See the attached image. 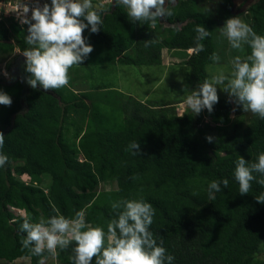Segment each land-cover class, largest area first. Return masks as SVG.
I'll return each instance as SVG.
<instances>
[{"label":"trees","instance_id":"trees-1","mask_svg":"<svg viewBox=\"0 0 264 264\" xmlns=\"http://www.w3.org/2000/svg\"><path fill=\"white\" fill-rule=\"evenodd\" d=\"M204 1L175 0L170 5L175 14L155 27L132 22L124 6L115 3L112 8L108 2L106 9H98L103 21L99 32H88L86 43L102 45L99 68L116 62L160 64L163 48H191L185 60L188 91L181 100L157 104L105 89L108 86L92 82L89 86L95 68L88 65L84 73L80 69L87 58L69 69L67 86L47 92L40 85L36 89L29 85L22 103L23 83L14 75L0 79V92L12 100L11 106L0 104V132L5 136L0 152L8 156L7 164L0 167V259L29 257V264H39L51 256L47 252L33 256L22 248L25 234L19 227L26 216L38 222L57 214L53 209L68 218L84 210L87 224L106 231L115 215L113 202L143 199L155 209L150 231L174 256L172 264H264V258L256 256L264 240V204L255 199L264 193V186L253 181L249 193L240 195L234 179L240 156L255 162L264 152V119L253 113L230 117L232 104L225 97L218 98L212 113L204 109L194 115L186 108L177 115L170 108L209 80L206 66L213 63V53L223 52L219 54V44H224L225 21L243 15L232 14V0H218L221 7L215 12L206 9ZM244 19L264 35V0H253ZM197 25L211 32L201 41L204 51L199 53L193 50ZM27 27L14 16L1 15L0 54L30 47ZM147 40L153 41L149 47ZM248 54L245 45L234 57L244 59ZM23 73L27 78L25 63ZM79 78L87 80L83 92L74 87ZM119 97L121 101L114 102ZM204 117L230 127L218 130L209 143ZM133 141L140 145L139 155L127 151ZM20 174L29 179L22 181ZM255 175L257 180L264 178ZM222 179H228V188L209 200L208 185ZM102 182H113L114 187L99 190ZM14 205L23 213L12 211ZM73 246L74 242L66 250L57 249L55 257L72 264Z\"/></svg>","mask_w":264,"mask_h":264},{"label":"clouds","instance_id":"clouds-1","mask_svg":"<svg viewBox=\"0 0 264 264\" xmlns=\"http://www.w3.org/2000/svg\"><path fill=\"white\" fill-rule=\"evenodd\" d=\"M43 2L42 6L37 4L31 9L30 18L27 16L29 7H19L22 9L20 22L25 24L22 27L28 26L26 44L30 47L19 51L17 60L20 63L17 65L16 60L9 72L26 84V88L30 85L36 89L40 85L44 90L59 89L68 85L69 69L81 65L93 51V47L86 43L83 32L86 38L89 30L91 33L99 32L103 21L98 9H105L111 0L105 2V7L92 0H51V5L48 4L50 0ZM115 3L127 9L132 22H144L152 27L161 18L168 20L175 14L170 6L175 4V0H167V4L166 0H115ZM194 31L196 46L193 50L199 53L204 51L201 41L208 38L211 32L201 25H197ZM221 35L226 37L232 49L242 50L246 45L250 54L244 59L236 56L228 74L221 69L210 80L199 84L186 96L185 105L194 115H199L204 109L212 113L213 106L218 102L217 86L223 85L220 88L237 107L264 119V35L257 34L238 17L225 21ZM152 42L145 41V47H149ZM210 59L215 63L220 57L213 53ZM24 63L25 72L29 74L27 78L23 73ZM17 69L23 74L18 75ZM0 104L11 106L10 96L0 92ZM206 140L211 143L214 137L207 136ZM4 144L5 136L0 132V149ZM127 151L139 155V143L131 142ZM7 162L8 156L0 152V167H4ZM255 174L264 177V152L258 155L255 162H249L241 156L235 162L234 179L238 182L240 195L249 193L253 181L264 186V178L257 180ZM19 178L22 181L29 179L26 174H20ZM228 184V179L212 181L207 189L209 200H215V193L228 188ZM255 199L264 204V193ZM111 208L115 215L107 223L106 231L102 226L87 224L84 210L76 211L72 218H68L53 209L57 214L38 222H32L26 216L19 227L20 233L25 234L20 241L22 248L37 257H43L45 252L56 256L57 249L66 250L74 242L72 264H172L174 256L167 254L162 246L163 240L158 243L150 231L155 215L150 203L143 199H122L113 202ZM39 264H45V260L40 259Z\"/></svg>","mask_w":264,"mask_h":264},{"label":"rangeland","instance_id":"rangeland-1","mask_svg":"<svg viewBox=\"0 0 264 264\" xmlns=\"http://www.w3.org/2000/svg\"><path fill=\"white\" fill-rule=\"evenodd\" d=\"M1 1V0H0ZM34 0H28V2H32ZM98 1L100 6L105 7L104 0H92ZM109 1V0H108ZM220 1V0H219ZM41 2V0H40ZM221 2V1H220ZM95 6L96 4L93 3ZM203 6L212 11H216L217 8H220L221 5L218 3V0H205L202 2ZM0 2V7H1ZM3 7V6H2ZM106 9V8H105ZM2 11V9L0 8ZM2 13H0L1 15ZM237 13L236 15H238ZM243 15L235 16L240 18L242 21L244 19V11ZM217 17V16H216ZM232 18V17H231ZM83 19V18H81ZM229 19V18H228ZM86 22V21H84ZM85 31V30H84ZM222 32V31H221ZM85 37L86 41L88 40ZM223 51V52H222ZM235 49H232L227 41L226 37H224V44H219V54L222 52L220 59L218 62L210 63L206 66V70L209 76V80L212 75L217 74L219 70H224L225 74H228L232 69V61L235 59ZM192 53L191 49L187 51L184 50H166L165 48L161 50V63L160 64H141V65H126L119 62L111 63L109 65H105L102 67L93 66L95 68L93 70L94 75L88 80L89 86H91V82L97 86H108L105 89L115 88L116 90L121 91V93L130 94L131 96L142 100H152L157 104L166 103V102H174L183 99V95L186 94L187 84L186 80L188 77V68L185 60H187ZM19 50L15 48L12 52L7 54H0V79H8L10 78V67L15 64V61L18 59ZM88 66V62H84L83 65L80 66L81 73H84L86 69L84 67ZM20 68V67H19ZM79 86H87V80L83 81V83H75L74 87ZM73 87V88H74ZM184 87L186 91H184ZM223 88V85L220 86ZM219 86H217V95L219 97H225L230 100L228 94L224 92ZM103 90V89H101ZM121 101V98H117L114 102L118 103ZM231 101V100H230ZM232 109L230 117L249 116L251 113L244 112L242 107H237L232 101ZM173 110L172 113L181 114L187 106L184 101L174 103L171 105ZM235 109V111H233ZM203 122H208L209 126L206 130L208 136L216 137L218 134V130L223 129V127L228 128V125H219L215 123L212 119L202 118ZM79 157L82 158V154H79ZM114 187L113 182H102L98 186L99 190H107ZM10 207V206H9ZM10 209L15 213H23L22 210L17 208L16 205L11 206ZM258 258H264V240L262 245L256 255ZM45 264H65L61 263L57 257L49 256L44 258ZM0 264H29V257H20L19 259H15L10 262L5 259H0Z\"/></svg>","mask_w":264,"mask_h":264},{"label":"built area","instance_id":"built-area-1","mask_svg":"<svg viewBox=\"0 0 264 264\" xmlns=\"http://www.w3.org/2000/svg\"><path fill=\"white\" fill-rule=\"evenodd\" d=\"M1 6L0 8V13L1 15H7V16H14L19 22H20V12H22V9H19L20 5H27L29 7V12L27 13V16L30 18L31 17V9L35 7L37 4L42 6L44 4L43 0H34L32 2H28V0H1ZM0 15V17H1ZM21 23V22H20ZM34 23V21H33ZM25 25V24H21Z\"/></svg>","mask_w":264,"mask_h":264},{"label":"crops","instance_id":"crops-1","mask_svg":"<svg viewBox=\"0 0 264 264\" xmlns=\"http://www.w3.org/2000/svg\"><path fill=\"white\" fill-rule=\"evenodd\" d=\"M92 47H93V51L87 57L88 65H91V66L102 65L103 64V56L101 54L102 53V45H101V43H97V44L93 45ZM166 50H168V49H166ZM83 79L79 78L78 82L80 84L83 83V81L86 80V79H84V80ZM84 87H87V86H79V87H76V88L82 90L81 88H84ZM83 91H85V90H82V91H79V92H83Z\"/></svg>","mask_w":264,"mask_h":264},{"label":"water","instance_id":"water-1","mask_svg":"<svg viewBox=\"0 0 264 264\" xmlns=\"http://www.w3.org/2000/svg\"><path fill=\"white\" fill-rule=\"evenodd\" d=\"M232 1H233L232 6H231L232 7L231 8L232 9L231 10L232 11V14H237V13H239L241 11H244L248 7V5L253 2V0H232ZM111 2H112V8H113L114 7V4H115V0H111ZM241 2H243L241 8L239 10H235V7L237 6V4H239ZM160 21H163V18H161ZM8 41H10V40H8ZM21 59L22 60L25 59V57L23 56V54H21ZM11 71H13V70H11ZM23 88H24V90H22L20 103H22V101L24 100V92L26 91V84H23ZM41 89H43V88L41 87ZM46 91L47 92H51L50 90H46Z\"/></svg>","mask_w":264,"mask_h":264},{"label":"flooded vegetation","instance_id":"flooded-vegetation-1","mask_svg":"<svg viewBox=\"0 0 264 264\" xmlns=\"http://www.w3.org/2000/svg\"><path fill=\"white\" fill-rule=\"evenodd\" d=\"M242 4H243V2H241V3L237 4V6L235 7V10H239V9L241 8ZM244 11H246V10H244ZM17 62H18V64H17V65H19L20 61H19V60H17ZM17 62H16V63H17ZM16 73H17L18 75H22V74H23V73H22V72H20V70H18V69H17Z\"/></svg>","mask_w":264,"mask_h":264}]
</instances>
